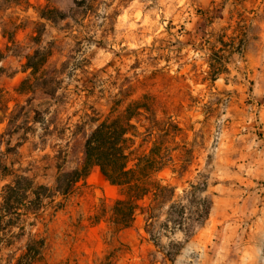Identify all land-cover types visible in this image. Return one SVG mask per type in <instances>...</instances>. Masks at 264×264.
Here are the masks:
<instances>
[{
  "label": "rangeland",
  "instance_id": "obj_1",
  "mask_svg": "<svg viewBox=\"0 0 264 264\" xmlns=\"http://www.w3.org/2000/svg\"><path fill=\"white\" fill-rule=\"evenodd\" d=\"M78 1L0 0V264H264V0ZM36 50L49 56L32 75ZM139 100L136 146L170 143L157 178L184 198L189 235L158 232L167 209L150 234L145 210L114 226L122 189L97 167L55 190L99 122Z\"/></svg>",
  "mask_w": 264,
  "mask_h": 264
},
{
  "label": "trees",
  "instance_id": "obj_2",
  "mask_svg": "<svg viewBox=\"0 0 264 264\" xmlns=\"http://www.w3.org/2000/svg\"><path fill=\"white\" fill-rule=\"evenodd\" d=\"M89 1H78L75 9L80 10ZM42 15L43 18L53 22L65 19V15L59 14L57 10H48L47 14ZM48 56L43 50H36L32 55L26 56L25 66L31 70L32 75H36ZM2 59L3 54L0 52V62ZM144 103L143 100L134 101L124 112L109 115L99 122L85 140L83 162L72 171L61 172L55 190L59 194L69 195L80 181L87 178L92 168L97 167L111 185L122 189V197L114 202L112 209L111 219L114 226L119 229L129 228L138 212L145 210L150 234V229L160 221L159 213L167 209L165 222L159 227L158 232L165 231L168 224H172L173 231H181L184 235H189L191 227L186 221L190 219L187 218L184 198H179L176 189L169 183L157 178V175L171 163V160H167L164 156L172 151L170 143L160 145L155 141L148 152L141 151L142 146H136L141 135L137 121L143 115ZM3 111V91L0 87V125ZM171 130L170 127L163 129V136L171 138ZM41 188L48 190L46 187ZM9 189L15 190V187L10 186ZM198 189L191 185V189L185 191V197L195 196ZM30 191L38 198V189H34L31 183H28L23 196L26 197ZM145 199L150 200L146 209L140 206V202ZM9 203L8 199H5V204ZM198 206L193 221L203 226L208 219L211 206L207 200H201Z\"/></svg>",
  "mask_w": 264,
  "mask_h": 264
}]
</instances>
